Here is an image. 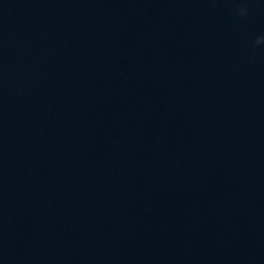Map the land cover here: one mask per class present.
<instances>
[{"label": "clouds", "instance_id": "obj_1", "mask_svg": "<svg viewBox=\"0 0 264 264\" xmlns=\"http://www.w3.org/2000/svg\"><path fill=\"white\" fill-rule=\"evenodd\" d=\"M236 14L240 18H244L248 15V8L246 0L245 2H242L239 4V6L236 9ZM253 47H260L261 45H264V34L258 35L253 41H252Z\"/></svg>", "mask_w": 264, "mask_h": 264}]
</instances>
